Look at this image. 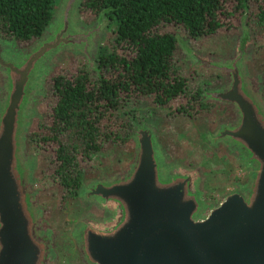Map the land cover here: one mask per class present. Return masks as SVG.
<instances>
[{
  "label": "water",
  "instance_id": "95a60500",
  "mask_svg": "<svg viewBox=\"0 0 264 264\" xmlns=\"http://www.w3.org/2000/svg\"><path fill=\"white\" fill-rule=\"evenodd\" d=\"M75 2L67 0L60 22L19 58L4 60L0 55L5 70L0 100V264H48L50 238L41 229L23 150L32 83L40 62L66 46L86 51L94 33V29L78 32L70 26ZM245 43L242 38L237 56L228 65L191 57L195 64L219 70L230 80L224 91L207 94L234 104L239 112L238 120L217 138L243 149L247 162L254 164L247 193H230L197 218L200 202L191 190L190 177L162 179L152 134L139 127L131 171L108 183L97 182L88 192V196L115 202L121 216L113 227L90 228L81 236L86 262L264 264V99L249 76Z\"/></svg>",
  "mask_w": 264,
  "mask_h": 264
},
{
  "label": "trees",
  "instance_id": "16d2710c",
  "mask_svg": "<svg viewBox=\"0 0 264 264\" xmlns=\"http://www.w3.org/2000/svg\"><path fill=\"white\" fill-rule=\"evenodd\" d=\"M257 5L248 18L264 27V0H83L85 21L102 12L111 27L95 58L65 68L52 77L49 116L39 120L28 140L50 147L62 204L75 198L86 166L108 144L123 145L132 134L120 136L115 117L142 97L158 105L175 98L184 101L178 112L196 117L207 111L201 83L192 85L177 64V38L166 27L181 26L196 39L235 28L247 3ZM56 0H0V32L21 44L43 36ZM132 116L127 112L124 121ZM121 123V122H116ZM128 121H125L127 124Z\"/></svg>",
  "mask_w": 264,
  "mask_h": 264
},
{
  "label": "rangeland",
  "instance_id": "374dc122",
  "mask_svg": "<svg viewBox=\"0 0 264 264\" xmlns=\"http://www.w3.org/2000/svg\"><path fill=\"white\" fill-rule=\"evenodd\" d=\"M66 1L56 0L54 10L56 17L53 14L48 29L55 23V18L62 16ZM257 10V5L249 2L246 12L235 28L221 30L196 39L189 38L181 26L166 27V31L171 32L177 38L176 57L181 73L190 79L193 86L201 83L204 89L213 91L224 88L228 77L219 70L195 64L191 54L210 62L233 59L237 56L239 41L245 37L248 73L264 99V27L248 18L250 12ZM72 15L71 11V27H73ZM78 18V27L83 30L90 29L99 23L97 17L87 22L79 13ZM104 21L101 34H96L94 37L90 50L92 60L87 59L78 49L66 50L56 55L60 50L73 48L66 46L47 55L38 67L39 73L56 55L51 60V70L43 77L42 91H39L34 101L33 117L26 129V145L23 153L26 158H31L35 165L30 187L37 194L36 201L41 210V228L50 229L57 234V239L53 242L57 255L51 257L56 264H86L79 250L78 235L85 231L90 223H93L96 212H100V205L98 203L94 205L81 196L62 204L57 187L58 180L53 174L54 164L50 147L32 143L28 140V136L36 130L38 120L44 121L49 116V108L52 105L51 81L55 73L65 68L72 70L85 61L96 69L97 50L105 41L111 27L107 17H104ZM48 29L44 32L45 35ZM10 43L13 49L19 51H26L33 44H21L14 40ZM184 48L190 53L188 54ZM3 89L4 83L0 74V100ZM183 101L178 98L166 105H158L151 96H146L140 98L137 103H129L126 110L118 115L119 119L115 117L113 127L120 136L127 134L134 136H131L123 145L108 144L103 151L98 152L92 158L85 168V186L100 179L110 181L121 178L131 171L137 154L135 131L139 126H144L154 134L159 150L157 152L155 150L156 157L158 153L162 159L170 161L175 167L195 174V183L192 188L197 190L203 203V209L198 217L203 216L206 210L207 213L209 208L218 205L221 199L235 188V183L242 178H244L243 190L247 193L255 169L254 164L247 165L239 153L227 146V143L214 142L209 139L210 135L216 134L220 126L234 118L235 115L231 114V108L221 103L215 104L216 106L208 105L207 111L203 114L191 117L176 111ZM127 112L133 120L131 122L127 119L125 121L128 123L125 124L123 119ZM115 206H117L116 219L110 222L108 229L113 227L121 216V209L119 210L116 203ZM76 234L77 237H75Z\"/></svg>",
  "mask_w": 264,
  "mask_h": 264
},
{
  "label": "flooded vegetation",
  "instance_id": "af4514ba",
  "mask_svg": "<svg viewBox=\"0 0 264 264\" xmlns=\"http://www.w3.org/2000/svg\"><path fill=\"white\" fill-rule=\"evenodd\" d=\"M82 1L83 0H76V2H75L77 4H75V6L73 8V18H74L73 25H74L75 30L78 31V32H86L88 30H93L94 29V33L92 34V36L89 39V47L86 49V51H83L82 48H80L78 46H75L73 48H69V49L67 48L65 50L64 49L63 50H60L56 55L62 54L63 52H66V50L67 51H73L74 49H79V51H81L82 54L87 57V59L92 60V56L90 54V50L92 48L95 35L96 34H101V32H102V28H103L104 23H105V21H104L105 15L102 12L97 17V19L99 18L98 21H100V22L97 25H95L94 27H91L90 29H87V30H83V29L79 28L78 27V22H79L78 14L80 13L79 8H80V3H82ZM53 14H54V17H56V14L55 13H53ZM60 19H61V16L58 19L55 18V23L51 26V28H49V29L47 28L48 29L47 30V35L56 26V24L59 22ZM107 21H108V19H107ZM5 39L7 41H5ZM8 41L10 43V41H12V39H7L6 37H3L2 34H1V32H0V55H1V57L4 60H16L17 58H19L23 54V51H19L18 49L17 50L16 49H13L12 48L13 45H11V43L9 44ZM240 41H239L238 48L240 46ZM245 46H246V43H245ZM238 48H237V54H238ZM55 56H53V58L51 60H53ZM51 60L48 63V65H46L45 67H43V69L40 70V72L37 74V77H36L35 81L32 83V89L34 90V95H33V98H32L31 104H30L29 115L27 116L26 129L28 128V126L30 124L31 117H33V112H34L33 105H34V101L36 100V97H37V94L39 93V91L40 90L42 91L41 87H42V84H43V77L51 70V65H52L51 64ZM233 60H234V58L233 59H227V60H216V61H212V62L213 63H216L217 65H228L229 62H231ZM4 73H5V70L0 66V74H1V76L3 78V83L5 82ZM225 83L227 85H225L224 88L221 87L222 89L219 88V89H216V90H213V91L204 89L203 99L205 101H207V104L208 105L216 106L215 104H217V103L218 104L219 103L224 104L225 106L227 105V107H230L231 108V114H233L235 116H234L233 119L229 120L228 122H226L225 124H223L222 126H220L217 129L216 134L215 135H210L209 139H210V141H214V142H223V143L225 142V143H227V146H229L230 148H233V150L235 152H238L239 155L242 157V159H244L245 163L247 165H250V164H253V163L247 162V159H246L247 158V153L243 149H241L240 147H238V146L230 143L229 141H227V140H225L223 138H217L218 133L220 131L224 130L225 128L231 127L238 120V118H239V112H238V110H237V108H236V106L234 104L226 103V102H223V101H221L219 99H214L210 95L207 94L209 92L224 91L225 89H227L228 86H229V84H230L229 78L227 79V81H225ZM52 84H53V82H52ZM52 84H51V90H52ZM178 109H179V106L176 109V111H178ZM184 114H186V113H184ZM38 122H39V120L36 122V128H37ZM141 127H144V126H141ZM151 134H152L153 141H154V150H156V152H157L159 150H158L157 145L155 143V137H154V134L152 132H151ZM157 158H158V162L160 164L159 173H160V177L162 179L168 180V179H170V178H172L174 176H177V175L190 177V187H191V190L196 195L197 199L200 202V208H199V211H198L196 217L197 218L203 217L205 215V213H206L207 210L205 212H203V214H202L203 216L198 217V215L201 213V211L203 209V203L201 202V199L199 197V194H198L197 190H194L192 188L193 183H195V177H194L195 174L192 173V172H190V171H188V170H183V169H180L178 167H175L174 164L171 163L170 161H167L165 159H162L161 155L158 154V153H157ZM26 160H27L26 166L30 170L29 180H30V183H31V180H32V177H33V174H34L35 165L32 162V159L31 158H26ZM243 168H244V166H243ZM247 169H248V167H247ZM100 181H104V182L108 183L111 180L110 181H105V180H101L100 179L98 181L93 182L90 185H87V186H85V182H83V185H82L81 189L78 191V194L76 196V197H79V196L84 197V198L87 199V201H89L90 203H92L94 205H96V203H98L100 205V212L99 211L96 212V217L92 221L93 223H90L87 226V228L85 229V231H82L81 234L78 235L79 244H80V238H81V236L88 229H90V228L91 229H104V230L105 229H108L107 226L110 224V222L116 219V214H117L116 212H117V210L115 212V209H116L117 206H115V202L110 201V200L105 201V200H103V199H101V198H99L97 196H92V195L88 196V192H89L90 188L94 184H96L97 182H100ZM243 187H244V178H242V180H240V181L238 180V182L235 183V188L230 193L236 192V193H240L242 195H245L246 192H244V190H243L244 188ZM32 192H33L34 201H35V203H36V205L38 207V204H37V201H36L37 194H36V192L33 189H32ZM230 193H227L226 195H228ZM93 208H95V207H93ZM211 208H209V209H211ZM38 210L40 211V214H41V210L39 209V207H38ZM119 210H120V207H119ZM42 231L46 235H48V237L50 238V246H49V253H48V264H56V262H55L54 259L51 260V257H52V255H54V256L57 255L56 250L54 248V244H53V242L55 241V239H57V234L56 233H53L50 229H47V228L46 229H42ZM75 237H77V234L75 235ZM79 250H81V249L79 248ZM79 253H80V251H79ZM86 264H89V263L86 262Z\"/></svg>",
  "mask_w": 264,
  "mask_h": 264
},
{
  "label": "bare ground",
  "instance_id": "6f19581e",
  "mask_svg": "<svg viewBox=\"0 0 264 264\" xmlns=\"http://www.w3.org/2000/svg\"><path fill=\"white\" fill-rule=\"evenodd\" d=\"M100 22V21H99ZM10 44V43H9ZM79 50V49H78Z\"/></svg>",
  "mask_w": 264,
  "mask_h": 264
}]
</instances>
